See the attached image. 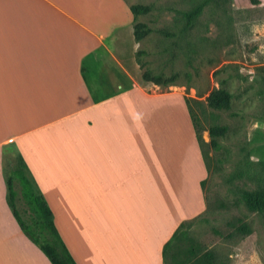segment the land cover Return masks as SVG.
<instances>
[{
    "label": "crops",
    "instance_id": "crops-1",
    "mask_svg": "<svg viewBox=\"0 0 264 264\" xmlns=\"http://www.w3.org/2000/svg\"><path fill=\"white\" fill-rule=\"evenodd\" d=\"M128 6L0 0V264H50L7 206L8 145L75 264H162L174 231L205 210L184 98L103 77L100 55L134 41Z\"/></svg>",
    "mask_w": 264,
    "mask_h": 264
},
{
    "label": "rangeland",
    "instance_id": "rangeland-1",
    "mask_svg": "<svg viewBox=\"0 0 264 264\" xmlns=\"http://www.w3.org/2000/svg\"><path fill=\"white\" fill-rule=\"evenodd\" d=\"M124 1L149 8L135 18L147 34L137 42L126 36L113 52L99 54L103 77L115 90L142 84L143 71L171 78L159 90L188 101L207 173L205 210L183 225L184 236L166 250L168 263L194 264L209 252L211 264H264V212L249 210L242 199L264 190V0ZM218 88L230 95L227 110L205 104ZM211 126L225 128L216 149L205 132ZM15 155L4 147V175ZM239 226L246 232L238 234Z\"/></svg>",
    "mask_w": 264,
    "mask_h": 264
},
{
    "label": "trees",
    "instance_id": "trees-1",
    "mask_svg": "<svg viewBox=\"0 0 264 264\" xmlns=\"http://www.w3.org/2000/svg\"><path fill=\"white\" fill-rule=\"evenodd\" d=\"M128 10L133 20L132 36L134 41L137 42L146 36L147 29L144 24L136 23L135 18L139 15L147 14L149 8L142 5H129ZM141 79L154 85L166 84L172 80L171 78L162 80L158 77H153L146 71H143L141 74ZM204 101L206 106L212 110H227L229 108L230 95L224 89L218 88L211 90ZM184 102L195 136L198 138L199 130L197 122L191 109L188 107V101L184 99ZM205 132L209 139V147L216 149V138L223 136L225 128L211 126ZM15 154V158L8 165L6 175L3 174L6 187V203L13 219L22 234L43 254L50 264H75L54 227L52 213L28 177L27 167L21 160V157L17 153ZM242 199L244 205L249 210L258 213L264 212V190L257 193H243ZM17 203H19V207H17ZM185 223L180 224L170 239L163 245L161 252L162 264H183L175 261L173 258L168 263L166 250L173 240L184 236L181 229ZM235 231L240 234L245 233L246 229L244 226H239ZM212 260L213 255L205 252L195 259L194 264H211Z\"/></svg>",
    "mask_w": 264,
    "mask_h": 264
}]
</instances>
